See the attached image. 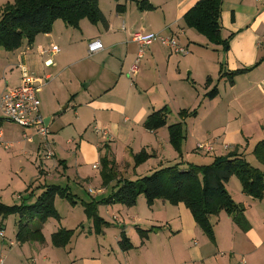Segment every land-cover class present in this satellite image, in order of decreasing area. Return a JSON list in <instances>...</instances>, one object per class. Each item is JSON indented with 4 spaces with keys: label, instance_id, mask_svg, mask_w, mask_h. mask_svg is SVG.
<instances>
[{
    "label": "crops",
    "instance_id": "crops-1",
    "mask_svg": "<svg viewBox=\"0 0 264 264\" xmlns=\"http://www.w3.org/2000/svg\"><path fill=\"white\" fill-rule=\"evenodd\" d=\"M141 1L148 2L155 9L141 10L139 5ZM199 1L135 0L136 12L140 14L137 19L134 17L135 21L131 20L132 16L129 15V9L126 5L117 6L116 10L120 14L117 18L122 22L121 31L125 34L123 36L115 32L116 26L112 25L104 15L105 22L102 23L106 29H101L95 24L97 25L95 27V36L87 34L86 28L89 27L85 22L87 19H85L80 23L79 29L72 28L77 32V35H70L68 42L56 38L57 40H61L63 45L68 48L70 60L73 59L75 50L73 48L78 42H87L88 44L93 40L99 39L104 44V50L95 54L100 59L99 72L95 74L91 71L92 75L88 74V76L80 78L81 80H90V82L87 85V92H83V103L75 109V116L77 117L75 122H63V125L73 124L74 127L79 126V131H88L92 127L91 131L93 130L94 134L102 140H96L92 136L86 138L85 133L80 135L78 131L77 134L81 138L75 139L69 137L64 143L66 144L65 146L63 144H60V146L55 138L53 140L54 157L52 159L46 158L42 149V143H39L36 149L37 156L34 159L35 173L33 178L25 179L23 181L24 189L18 192L20 204L24 201H27V204L34 203L36 198L42 193V189H37L43 185H49L47 182L50 179H54L57 174L60 177L59 180L67 182V186L63 187H69L71 190L69 185L70 183H74L80 188L87 186V192L92 199L98 201L108 197L115 190L116 182L105 187L103 186L101 176H94L89 171V164H92L94 168L97 163H100L99 160L102 157L103 149L107 150L108 148L110 159H114L118 167L125 159H133V155L146 150L152 155V158L134 169L135 173L138 174L142 170L140 168L144 169L145 166H149L147 170L152 173L174 162L175 164L184 163V168L189 163L196 165L211 164L214 158L207 156L215 151V146L217 145V148L221 147L223 153L215 154V158L226 156L231 152H238L245 157V151L252 141V134L255 132V135L260 139L259 142L264 138V120H262L263 122H259V126L255 129L256 131H250V128H246L242 123H237L239 126H234L231 123L232 121L240 120V117L235 118V114H231V110H234V107L238 108L240 103L244 105L250 103L247 106L252 107V105H256L254 107H262L264 109V0H223L221 17L222 36L225 39L232 37L228 52L213 44L209 45L210 43H208V40L204 36L185 26L183 22L185 14ZM158 12H161V15H153L155 13L158 14ZM131 14H134V12L132 11ZM58 23L57 21V25L51 33L38 35L32 46H29L28 43L26 46L23 43L22 46H25L24 52L21 53L24 64H20L19 66L31 72V75L36 80V85L40 88L38 97L41 102V115L43 98L40 97V94L44 91L46 92V99L52 103V106L54 103L56 105L68 103L67 109L70 108L74 100L80 98V92L73 90L78 89L76 76L71 73H65V70L69 66H72L74 62L62 67L59 64L57 65L53 59L61 53L60 47L55 43V28L62 26L58 25ZM123 26L125 30H123ZM67 28V30H70L71 27ZM136 32L175 36L190 51L189 57L185 61L186 63L182 64L181 60L176 58L179 55L161 44L157 43L141 48L138 43L133 41V34ZM54 46L59 47L60 53L52 54L50 52ZM210 48L216 52V59L210 53ZM50 61L51 65H48ZM257 63L260 64L256 68L235 77L234 84L230 83L231 89L234 90L239 84H242V86L239 85L237 93L232 95L231 99H227L226 105L229 116L226 123L221 121L222 116L219 114L220 112L218 113V109H215L217 107L213 105L215 104L213 102L218 99L219 95L214 99H210L205 95L206 99L210 101L209 104L213 105L210 114L206 116V126L201 127L203 131H197L200 126L185 131L186 140L182 147V157L170 144L169 122L167 127L158 131H148L144 128V122L151 113L166 107L168 108L173 100L186 99L183 96L184 93L189 96L192 95L189 92L188 85L183 84V82L189 81L191 77L196 76L197 78L198 75H201V77L204 75L203 80L207 77L204 82L207 91L214 85L215 74L218 78H221V67H224V71L234 72L249 69ZM135 65H137L138 71L136 74H131V69ZM19 66L18 68L20 69ZM53 67L59 68L57 72H48ZM187 71L192 76L185 78ZM208 78H211V82L207 86ZM193 79L195 81V78ZM223 79L228 80L227 77ZM20 83L21 78L19 84L16 86H19ZM14 87H9V85L2 87L0 89V98L5 90ZM72 91L75 92L72 93ZM182 110L188 109L179 108L178 113ZM193 110H197V108ZM58 111L57 108H53L51 115H42L44 119L50 118L48 127L52 126L54 122L53 117L60 114ZM254 111L257 112L258 110ZM172 112L173 108L172 110H168L169 116ZM66 113L60 116L61 120L65 118ZM197 113L196 117L188 118L184 126H186L189 119L198 120L201 113L198 110ZM88 116H90V121H87ZM169 116L167 120H169ZM3 124L4 120L0 126L1 128ZM231 126L234 127L231 128ZM26 130L34 131V134L38 135L35 128ZM218 131L221 133L215 134ZM22 138L29 145H34L35 143L33 135L28 134V132H24ZM5 139L13 142L12 139L6 137ZM189 144L192 145L191 152L187 148ZM206 144H212L214 150L209 153L197 150L198 145ZM17 145L22 146L23 144L17 140ZM59 146L63 149V158H58L57 148ZM121 146L123 148V150L121 148L120 152L122 160H120V154L118 153ZM21 151L27 155L24 146ZM73 151H76L75 165L68 160L69 155ZM66 152H69V154H66ZM197 154L200 156L204 155L205 157H202L201 160L209 162L206 164L190 162L193 157L200 159L197 157L199 156ZM94 170L99 169L94 168ZM55 171L57 173L53 174ZM20 172L23 173L24 171L21 170ZM111 190L112 192L110 193ZM2 191L0 188V200L4 198ZM33 193V198H28ZM75 195L78 196L77 194ZM157 206H160L162 212L156 210ZM170 206L168 207L166 202L162 200H157L152 206L148 207V215L144 218H141L134 208H128L123 205L100 206L99 214L111 224L109 228L115 230V245L107 241L108 229L106 228L104 234L97 235L103 236V241L98 243L97 247L92 246V250L87 254L77 256L75 261L77 264H206L209 260L216 258L215 253L219 252L220 248L216 242V251L210 255L203 251L204 247L198 246L199 242L197 239L201 233L190 210L184 204L178 206L170 204ZM101 208L104 209L102 213H100ZM106 213L111 219L106 217ZM84 215H86L85 211ZM112 219L116 220V223H113ZM130 219L134 224L127 223ZM62 222L63 219L54 233L62 228L67 229L63 226ZM115 224H118L121 228L113 227ZM161 227H166L167 229L161 230ZM138 229L148 231V237L143 240ZM123 231L126 232L130 241L133 240L132 242L135 241L134 238L136 241L139 238L140 247L138 248L141 250L139 254L140 256L146 255L143 260L138 261V255H132L135 248L130 251H123L120 248L119 240ZM92 233L91 229L89 234L92 235ZM161 235L163 237L159 239L158 237ZM248 237L251 238L257 247H260L263 243L258 231L253 234L251 233ZM44 238V243H38L48 246L49 243L45 235ZM133 246L136 247L134 244ZM44 260L48 264H69L68 261L60 259L57 256L51 259L44 257ZM146 260H148V263ZM254 264H260V262Z\"/></svg>",
    "mask_w": 264,
    "mask_h": 264
},
{
    "label": "rangeland",
    "instance_id": "rangeland-1",
    "mask_svg": "<svg viewBox=\"0 0 264 264\" xmlns=\"http://www.w3.org/2000/svg\"><path fill=\"white\" fill-rule=\"evenodd\" d=\"M12 2V0H0V16H1V9L7 2ZM118 5H126L129 9V15L132 16L131 20L135 21L140 16L138 14L139 12H136V3L135 0H99V7L103 14L105 15L106 19L110 21V23L114 26H116L115 32H117L119 35L123 36L125 35L121 31L122 22L120 19L117 18V16H120V14L117 12V6ZM132 11L134 14H131ZM134 15V16H133ZM153 15H161V12H158ZM58 25L60 28H55V39L60 38L63 41L68 42V37L70 35H77V32L70 28V30H67V26L62 22L58 21ZM89 28H86L87 34H90L91 36H95V27H100L101 29H106L105 25L101 22L97 25L91 24L88 20H85ZM57 25H54V27ZM86 25V24H85ZM53 27V28H54ZM118 27V28H117ZM129 27V26H127ZM65 29V30H64ZM131 30V29H128ZM67 31V32H66ZM195 32V31H194ZM197 34V33H196ZM132 39V38H131ZM104 41V39L102 38ZM207 41V40H205ZM56 45H58L61 49V53L54 57V61L59 66H67L70 63L74 62L72 66H69L65 71L66 74H72L75 75L77 78V88L73 89L80 92V98L74 100L70 108L67 109L66 106L68 103L64 105H56V103L53 104L47 100L46 92L44 91L42 94H40V97L42 99V115H51L53 108H57L59 111V115H56L54 118V122L51 127H49V136L48 141L51 144L52 148L54 149L53 140L56 138L57 141L60 144H63L64 146L66 144L65 141L69 138H75L80 139V135L85 133V137L92 136L96 140H102L97 137L96 134H94L93 130L91 131L92 127L88 131H79V126L74 127V125H63V122L70 121L71 123L75 122V119L77 118L75 116V109L78 108L79 105L83 103L82 95L83 92H87V85L89 84L90 80H81L80 78L82 76H88V74L92 75L93 71L95 74H97L100 70V59L95 56H89L88 54V44L78 42L75 44L74 48V56L73 59L70 60L68 56V48L65 47L61 40H55ZM209 43V42H208ZM27 41H24V45L26 46ZM211 45V44H209ZM24 46V47H25ZM24 47H21L19 50H16L15 52H7L4 49L0 48V89L2 87H14L19 84V80L21 78V71L18 68L20 64H24L22 62L21 53L24 52ZM213 47V46H211ZM204 50V49H200ZM210 53L213 55V57L216 59L217 54L213 51L212 48H210ZM189 49L186 54V56L179 55L176 56L177 59L181 60L182 64H185L186 59L189 57ZM186 57V58H185ZM116 59V58H115ZM5 63V64H4ZM3 65V66H2ZM40 68V67H39ZM38 68V69H39ZM58 67L51 68L48 72H57ZM30 74L31 72L28 71ZM55 75V73H53ZM187 76H192L190 74H185V78ZM204 76V75H203ZM203 76L198 75L191 77L189 81L183 82V84L188 85L189 92L192 93V95L183 94V96L186 99H179V100H173L171 102V105L168 106V110H172L173 112L168 114L169 116V124H176L181 122V118L179 116L178 110L181 109H188L193 110L194 108H197V110L201 113L198 120H191L189 119L187 121V124L185 126V131L195 129L197 126H200L197 131H203L201 130V127L203 128L206 126V116L210 114V111L215 105V109H218V113L222 116L221 121L226 123L228 120L229 113L227 112V99H231L232 95L236 94L238 87L242 86V84L237 86V88L231 89L230 82L227 79L218 78L217 75H214V85L211 89L207 90L205 89L204 82L206 78L203 80ZM217 77V78H216ZM195 78V81L194 79ZM116 80V79H115ZM227 80V81H226ZM218 88L219 90V97L218 99L213 102L215 104H209L210 101L206 99L205 95L208 94L213 88ZM75 91H72V93ZM82 92V93H81ZM78 97V96H77ZM250 104V103H248ZM248 104L244 105L243 103H240V106L234 107V110H231V114H235V118H239L240 120L232 121L231 123L234 126H239L237 123H242L246 126V128H250V131H256L255 129L259 126V122H263L264 120V109L262 107H254L256 105H252V107L247 106ZM56 105V106H55ZM211 105V106H210ZM211 107V108H210ZM192 108V109H190ZM68 111H67V110ZM254 110H258L257 112ZM67 111V113H66ZM66 113V116L63 120L60 119V116L64 115ZM211 116V115H210ZM209 116V117H210ZM0 118H4L3 114L0 111ZM87 121H90V116H88ZM248 125V126H247ZM88 126V125H87ZM234 126H231L233 128ZM3 131L5 132V137L12 139L13 142L7 141L9 144H11V147L6 149L3 146L0 147V188L3 190V200H0L1 203L13 206L16 204H20L21 201L18 198V192L22 191L24 189L23 181L25 179L33 178V175L35 173V157L37 156V146L39 143H42V149L43 152H46V147H44L45 139L41 136L35 135L34 131H27L26 129H23L19 127L18 125L9 122L8 120H4V124L2 126ZM77 131L80 133V135L77 134ZM24 132H28V134L33 135L34 137V145L27 144L26 140L22 138V134ZM221 132L218 131L215 134H220ZM218 136V135H215ZM254 136V137H253ZM252 141L250 142V145L248 149L245 151V158L247 161L254 167L261 169L264 171V164L260 163L256 156L254 155V149L257 145V142H259V137L255 135V132L252 134ZM264 139V138H263ZM262 139V140H263ZM17 140L21 141L23 144L22 146L17 145ZM23 141V142H22ZM91 141V140H89ZM92 142V141H91ZM94 144V143H93ZM95 145V144H94ZM24 146V150L27 152V155L21 151L22 147ZM61 146V145H60ZM59 146V147H60ZM218 146V145H217ZM215 146V151L213 153H210L207 157L214 158L215 160V154H221L223 153L221 151V147L217 148ZM58 149V158H63V149L60 147ZM121 148L118 153L120 154V160H122L121 156ZM188 150H192V145H188ZM247 148V146H246ZM106 149L102 150V156H104ZM123 150V148H122ZM75 152L73 151L70 157L68 158L69 162H75L76 156ZM100 153V150H99ZM193 153V152H192ZM66 154H69V152H66ZM199 155V154H197ZM200 159L193 157L190 162H196L200 164H206L209 161H202V157H205L204 155L197 156ZM65 158V157H64ZM67 158V157H66ZM207 160V159H206ZM100 161V160H99ZM53 163V162H51ZM175 164L169 163L166 166H171ZM75 165V164H74ZM90 166V173L94 176H101L103 168L101 167L99 170H94L93 165L89 164ZM149 166H145V168H140L138 174L135 173L134 170V160L133 159H125L121 165L118 167V171L121 173V177L129 180H137L144 176H150L152 173L151 171L147 170ZM24 171L21 173L20 171ZM137 172V171H136ZM57 173L56 171L53 172ZM59 175L57 174L54 179H50L47 183L54 184V185H61V186H67V182H64L63 180H59ZM71 187V190L74 194H77L79 196V204L76 207L71 206L66 200H63L61 198H57L56 200V207L57 210L60 213L61 220L63 219V226L70 230H75V235L72 238L71 243L65 247V248H56L53 246L51 242V236L52 234L58 229L60 221H57L56 219L49 220L44 226H43V233L45 237L47 238V241L49 245H42L40 243H34L29 242L25 244H21L17 240V232H18V221L19 216L13 215L9 216L2 222V226L0 224V232H4L5 237H0V257L4 256V264H48L45 262L44 257L52 258L54 256L59 257L60 259H63L65 261H68L69 264H77L75 261L77 259V256H80L81 254H87L92 250V246L97 247L98 243H101L103 241V236H97L95 233H92V235L89 234V231L92 229V222L84 215V208L82 206V201L90 202L92 201V197L87 192V186L80 188L78 185L74 183H70L69 185ZM227 190L231 197L234 199L235 202L242 204L245 206L246 210L244 212V216L246 218L245 224L243 226L238 225L232 216H229L226 212L220 213L218 216H213L211 221L214 228V236H215V242L219 245V252L215 253V257L206 264H254L256 262H260V264H264V199L263 200H255L250 196H247L242 192V185L240 180L233 176L229 183L227 184ZM95 192V190H93ZM112 190L110 191V193ZM2 195V194H1ZM166 205L168 207H171L169 203L166 202ZM148 204L143 195L140 196V198L137 201V204L134 208V210L139 214L141 218H144L148 215ZM103 208V207H102ZM100 209V213L104 209ZM157 211L162 212V209L160 206H157ZM159 213V212H158ZM119 214V213H116ZM106 217L111 219V217L106 213ZM114 221L113 223H116V220L112 219ZM128 224H134L132 223L131 219L127 222ZM134 226V225H132ZM115 228H121L118 226V224H115L113 226ZM161 230L167 229L166 227H161ZM108 229L107 234V241L111 242L113 245L114 239L116 234H114L115 230L111 228ZM200 231V235L198 236V246L204 247L203 251L207 252L209 255L212 252L216 251L217 244L215 242H212L208 236L201 230V228H198ZM156 231V230H154ZM258 231L260 238L262 240V245L260 247H257L251 240L250 234L256 233ZM251 232V233H250ZM250 233V234H248ZM163 237L162 235L158 238L160 239ZM134 244L136 247L132 252V255L135 254L138 255L137 258L139 260H143L144 256H140L139 251H141L138 247H140L139 238H134ZM250 242H249V241ZM252 242V243H251ZM205 243H207L205 245ZM216 244V245H215ZM194 245V244H193ZM206 247V248H205ZM134 260V259H133ZM75 261V263H74ZM148 260H146L147 262ZM148 263V262H147Z\"/></svg>",
    "mask_w": 264,
    "mask_h": 264
},
{
    "label": "trees",
    "instance_id": "trees-1",
    "mask_svg": "<svg viewBox=\"0 0 264 264\" xmlns=\"http://www.w3.org/2000/svg\"><path fill=\"white\" fill-rule=\"evenodd\" d=\"M141 10H154L146 1L139 3ZM222 6L223 0H200L184 16L183 22L189 29L204 36L210 44L221 47L228 52L231 38L222 36ZM87 19L92 24L105 22L104 14L99 7V0H12L1 9L0 16V48L7 52L19 50L26 40L29 46L35 43L40 34L52 32L54 24L62 21L67 27L79 29L80 23ZM255 66L228 72L221 67V78L227 77L234 84L235 77L250 72ZM211 78L207 80L210 85ZM219 95L218 88H213L206 95L214 99ZM197 110H182L179 113L181 122L168 126L171 146L181 155L186 140L185 122L188 118L196 117ZM168 108L151 113L144 122L148 131H158L168 125ZM0 118V126L3 123ZM107 148V147H106ZM108 148L100 159L103 168L101 178L103 186L108 187L116 182V188L108 197L90 202H81L85 208L86 217L92 222V232L102 235L111 224L99 214L100 206L123 205L135 207L138 199L143 195L149 206L155 201L162 200L173 206L184 204L190 210L195 222L208 238L215 242L212 217L226 212L234 221L243 226L247 221L245 206L234 201L227 190V183L236 176L242 185V192L255 200L264 199V171L252 166L247 159L238 152H231L226 156L216 157L208 165L177 163L165 166L137 180L121 177L117 163L110 159ZM254 155L264 164V139L257 143ZM152 158L146 150L133 155L134 169ZM42 193L32 204L24 201L20 205L9 206L0 203V224L9 216H19L17 240L21 244L29 242L44 243L43 226L49 219L61 220L56 208L57 198L66 200L71 206L79 204V197L72 193L69 187L60 185H43ZM34 193L28 198H33ZM142 239L148 237V231L138 229ZM74 230L62 228L52 235L51 241L56 248L67 247ZM123 251L134 248L125 231L119 240Z\"/></svg>",
    "mask_w": 264,
    "mask_h": 264
},
{
    "label": "built area",
    "instance_id": "built-area-1",
    "mask_svg": "<svg viewBox=\"0 0 264 264\" xmlns=\"http://www.w3.org/2000/svg\"><path fill=\"white\" fill-rule=\"evenodd\" d=\"M123 30L125 27L123 26ZM133 41L138 43L141 48L151 46L153 44H161L162 46L170 49L177 55L185 56L188 52L187 48L179 42L175 36H165L159 33L145 34L142 32H136L133 34ZM104 50V44L99 40H93L88 43V54L93 56ZM52 54L60 53L59 47H52L50 50ZM51 65V61L49 62ZM21 69V83L14 88H8L1 95L0 98V111L5 120L18 125L23 129L35 128L37 134L45 139L44 147H46V158L52 159L54 157V149L48 141L49 127L45 124V119L40 113L41 102L38 94L40 88L36 85V80L24 67L19 66ZM138 71L137 65L132 67L131 74H136ZM27 138L26 136H24ZM28 139V138H27ZM6 149L11 147L7 141H5V134L0 127V147ZM198 151L200 152H212L214 146L212 144L198 145ZM95 169L100 168V163L94 166ZM92 192V191H90ZM0 237L4 238V232H0ZM0 264H4V256L0 257Z\"/></svg>",
    "mask_w": 264,
    "mask_h": 264
},
{
    "label": "water",
    "instance_id": "water-1",
    "mask_svg": "<svg viewBox=\"0 0 264 264\" xmlns=\"http://www.w3.org/2000/svg\"><path fill=\"white\" fill-rule=\"evenodd\" d=\"M49 122H50V118L45 119V124H46V126L49 125Z\"/></svg>",
    "mask_w": 264,
    "mask_h": 264
}]
</instances>
